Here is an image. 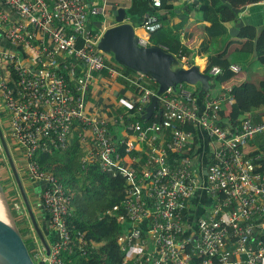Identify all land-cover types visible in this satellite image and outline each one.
<instances>
[{
	"label": "built area",
	"instance_id": "1",
	"mask_svg": "<svg viewBox=\"0 0 264 264\" xmlns=\"http://www.w3.org/2000/svg\"><path fill=\"white\" fill-rule=\"evenodd\" d=\"M1 2L16 17L0 11V30L9 45L0 49L6 137L20 151L27 180L42 186L40 208L49 221L48 234L44 223H36L41 240L29 214L16 204L34 264H67L63 257L72 253L66 221L73 195L34 161L40 153L67 150L72 136L86 147L81 170L98 166L101 173L126 183L124 199L112 209L123 228L117 244L126 261L264 264V151L257 145L264 146V120L254 123L248 117L222 126L219 114L233 103L230 89L220 86L219 94L208 93L200 102L193 87L179 84L158 96L153 121L128 122L132 108L144 114L156 94L140 76L125 77L136 93L135 101L122 102L126 113L106 118L87 114L92 75L105 71L109 77L120 76L97 48L107 30L109 0ZM161 3L151 0L154 9ZM94 17L103 20L96 30L89 27ZM161 27L157 15H146L142 34L135 32L138 45L148 47L149 36ZM231 71L238 74L241 68L233 65ZM219 74L214 67L207 75ZM117 126L128 134L119 142L110 133ZM184 126L198 131L196 145ZM199 136L205 144H199ZM196 198L192 224L189 206Z\"/></svg>",
	"mask_w": 264,
	"mask_h": 264
},
{
	"label": "trees",
	"instance_id": "2",
	"mask_svg": "<svg viewBox=\"0 0 264 264\" xmlns=\"http://www.w3.org/2000/svg\"><path fill=\"white\" fill-rule=\"evenodd\" d=\"M226 2L229 7L220 0H201L199 4L198 9L202 18L208 22L206 31L210 41L226 36L227 30L224 25L238 21V14L233 9L241 10L253 4L263 3L264 0H226ZM127 9L129 22L134 27H140L146 15L158 16L162 27L149 36L148 47H160L180 61L182 58L190 57L192 53L181 44L180 40L183 23L172 25L169 22V18L174 14L169 1L162 0L160 9H154L151 0H132ZM256 31L257 29L250 25L240 28L239 38L244 40V44L236 52L240 55H248L252 61L249 64H254L253 61H255L264 67V29L258 37L256 56L252 57ZM207 47L208 43L203 41L199 52H206ZM229 58L230 56H226L224 52L209 55L205 68L206 74L214 67L220 70V74L213 77L215 86L223 85L231 88L229 96L233 99V103L219 114V124L225 127L233 126L248 117L254 123H260L264 120V72L258 84L253 81H244L234 85L233 79L237 74L231 71L233 64ZM120 67L126 75L139 77L132 71ZM143 84L149 88L152 85L153 91H157V85L148 77H144ZM194 91L197 93L195 88ZM136 109L137 107H133L131 114L127 116L128 122H139L145 125L154 120L151 118L150 121H145L143 119L145 113L138 115L135 113ZM155 115H158L157 108ZM183 130L193 133L196 145L198 139L195 129L184 126ZM257 145L264 151L261 142ZM84 148L86 149L72 136V144L67 150L40 153L34 158L43 172L56 177L73 195L69 208L70 216L66 221L72 241V253L65 254L64 261L67 264H133L126 261L118 247L117 239L123 232V228L116 223L117 214L112 212L113 207L120 205L125 197L126 183L119 176L113 177L101 173L98 166H89L81 170L80 160L86 153ZM120 152L123 153L122 148ZM18 227L30 253L29 241L24 238L26 226L22 223Z\"/></svg>",
	"mask_w": 264,
	"mask_h": 264
},
{
	"label": "crops",
	"instance_id": "3",
	"mask_svg": "<svg viewBox=\"0 0 264 264\" xmlns=\"http://www.w3.org/2000/svg\"><path fill=\"white\" fill-rule=\"evenodd\" d=\"M165 1L170 2L174 12L173 16L169 18V22L172 25H177L180 22L183 23V27L181 28L182 33L180 35L181 44L192 53L189 58H184V60L181 61L179 60L180 64L183 67H188L189 65H196L200 69H205L208 62V56L215 55L221 52H224L226 56H230L229 60L233 65H237V66L241 65L238 64L236 61H244L245 63L252 62L248 55L244 56L236 52L239 49H241V47L244 44V40L239 38V34L237 37H231L229 34V30L232 29L234 25H236L239 21H242L244 23V26L250 25V26H254L256 29L259 26L264 25V23L262 22V17H263L262 8L264 7V3L253 4L241 9L238 15L237 22H230L224 25L227 30L226 36L210 41L208 39V34L206 31V29L208 28V24H207L208 22H206L202 18V14L198 9L201 0H165ZM129 5L130 3H128L127 0H109L108 7L106 9L107 21L105 23L106 26L105 29L111 28L116 25L113 13L118 9H125L128 18L127 7ZM0 11L7 12L8 14H10L11 18L13 19L16 18L14 17L11 11H9L7 8L4 7L1 0H0ZM125 23H130L129 19L128 20L126 19ZM102 24H103V20L100 17H94L91 18L89 22V27L91 29L96 30ZM203 41H206L208 43L207 50L206 52H199V47ZM4 48L8 49L9 45L5 41L2 35V31L0 30V49H4ZM105 60L108 61V64L111 67H113L115 70H117V72L120 73V76L109 77L105 71L94 73L92 75L88 92L85 97V112L87 114L93 116H99L102 118H106L109 115H115V114L118 115V114L126 113V108L123 107L122 102L131 103L132 101L136 100V93L134 87L130 85L129 82L125 79V77L130 78L134 75H130V74L126 75L123 69L120 67L121 65L119 66L117 63H113L114 60L112 56L106 54ZM254 67L256 69L254 70L256 76L251 81H253L255 84H258L262 80L261 75L264 72V67L261 66L260 68L256 65H254ZM241 71L239 73H241ZM237 75L235 76L233 81L237 78ZM221 87L231 89L230 87H226L223 85ZM215 88L218 90L217 93H213ZM150 89L153 90L152 85H150ZM219 92H220V87L218 89L214 85V89L211 92H209V94L216 96L217 94H219ZM0 110H1V101H0ZM1 115L2 114L0 112V127H1L0 132L3 135V132L6 129V127L4 124V118H1ZM110 133L113 138V141L115 142L122 141L128 136V134L125 132L122 126L110 127ZM6 134L7 131L5 130V138L4 135L3 138L5 142L8 143V138L6 137ZM199 142L200 145L205 144V141L200 136H199ZM10 146L13 150V146L11 144ZM3 150L4 148L0 139V154ZM13 155H11V161H14L13 166H15V170L18 175L17 176L18 180L16 178L15 173L13 171L12 172L10 171L11 170L10 167L8 168L5 167V169H3L2 173L5 175L4 177H2V180L3 182H5V184L2 183V187H4L3 189L6 192L5 194L6 201L9 206L12 205L16 209L18 191L15 189V187H13V181L14 184H17V186H18V181H20L23 190L25 192V195L28 197L27 209L30 219L31 220L33 219L35 224L37 223L39 224V226H41L43 223L45 224V222L47 221L46 218L48 217V215L44 213L40 208L39 200H40V193L42 186L40 184L31 183L27 180V178L25 177L26 167L23 163V160L20 158L19 153L16 154V152H14ZM15 161H18V163H15ZM7 199L9 200V202ZM196 203H199L198 198L193 200V204ZM50 235L46 237L48 242H52V240L54 239V237H51Z\"/></svg>",
	"mask_w": 264,
	"mask_h": 264
},
{
	"label": "water",
	"instance_id": "4",
	"mask_svg": "<svg viewBox=\"0 0 264 264\" xmlns=\"http://www.w3.org/2000/svg\"><path fill=\"white\" fill-rule=\"evenodd\" d=\"M226 6L229 4L226 0H220ZM239 15L241 10L233 9ZM264 23V7L262 8ZM116 25L108 28L103 33L100 41L97 44L98 50L112 56L115 63L132 71L136 75L148 77L157 85L156 94L151 98L150 104L145 108V115L143 119L149 121L157 108L158 96L165 93L169 88L174 89L179 84H185L194 87L197 90V97L200 102L203 101L205 95L214 89L213 78L205 73V69H200L196 65H189L183 67L179 60L170 53L163 51L160 47H141L138 45V38L136 36L134 27L130 23H125L127 13L125 9H118L113 13ZM244 26L242 21H239L232 29L229 30L231 37H237L240 28ZM264 29V25L259 26L256 31V39L253 42V56L257 53V41ZM1 131V130H0ZM0 139L7 155L8 160L11 161L8 147L0 132ZM12 171L17 178V172L14 166H11ZM206 175V172H203ZM18 180V178H17ZM18 186L21 191L23 187L18 181ZM0 193L3 210L0 213V237L6 244L13 248L18 256L21 264H34L31 260L29 250L21 236L15 219L8 208V203L3 193L0 184ZM29 214V213H28ZM47 221L43 224V232L48 234ZM35 230L38 236L41 233L32 219ZM54 237V233L50 235ZM42 240V237H40ZM0 264H17V261L4 249L0 243Z\"/></svg>",
	"mask_w": 264,
	"mask_h": 264
},
{
	"label": "rangeland",
	"instance_id": "5",
	"mask_svg": "<svg viewBox=\"0 0 264 264\" xmlns=\"http://www.w3.org/2000/svg\"><path fill=\"white\" fill-rule=\"evenodd\" d=\"M133 27H134V25H133ZM139 29H140V27H134L135 32L140 31ZM236 62L238 64H241L240 66L242 68V71H241V73H239L237 75V78L233 81V84L234 85L239 84L242 81L244 82V81H251V80H253V78L256 76L255 75L256 73L254 71L256 69H255L254 65H256V66H258V67L261 68V65L259 63L257 64L255 61H253L254 64H249V62L248 63H245L244 61H236ZM213 81H214V85H216L215 80H213ZM216 87L219 89L220 86H216ZM217 92H218V90L215 88V90H214L213 93H217ZM0 112L2 114L1 115V118H3L2 117L3 114H4L3 113V110L1 109ZM195 131H196V134H198V131L196 129H195ZM3 135H4V138H5V130L3 132ZM7 145H8V150H9L10 157H11V155L14 154V152H16V154L19 153V156H20V151H19V149L17 147H13V150H12V148L9 146L8 143H7ZM17 150H18V152H17ZM20 158L22 159L21 156H20ZM13 162L14 161H10L9 160V163L11 164V166H13ZM9 163H8L7 155H6L5 151L3 150L1 152V154H0V184H1V186H2V183L5 184V182H3V180H2V177H4V175H5V174L2 173L3 172V169H5V167H7V168L10 167ZM15 163H18V161H15ZM10 171L12 172V169ZM25 185H26V183H25ZM13 187H15V189L18 191V194H17V205H18V208L23 207L26 210V213L28 214V209H27L28 197L25 195L24 190L21 191L20 188L18 189L19 186H17V184H14V181H13ZM3 188L4 187H2V189ZM3 193H4V196H5L6 192L4 191V189H3ZM5 198H6V196H5ZM8 202H9V200H8ZM8 208H9L10 212L12 213V215L14 214V216H15L14 219H15V222H16L17 227H18L19 224H21V219H22L21 216L18 214V212L16 211L15 207H13L12 205H10V206L8 205ZM189 210H190V212H189L190 221L192 222V224H194L195 223V220H196V214H195L196 206L194 204H190ZM18 229H19V227H18ZM187 231H189V228L188 227H187Z\"/></svg>",
	"mask_w": 264,
	"mask_h": 264
},
{
	"label": "bare ground",
	"instance_id": "6",
	"mask_svg": "<svg viewBox=\"0 0 264 264\" xmlns=\"http://www.w3.org/2000/svg\"><path fill=\"white\" fill-rule=\"evenodd\" d=\"M137 34L138 35H141L142 32L141 31H138ZM1 197L2 196H1V193H0V213L3 210ZM0 243L4 247V249L17 261V264H21V263H19V260H18V256H17L16 251L13 248H11L8 244H6V242L3 239H1V237H0Z\"/></svg>",
	"mask_w": 264,
	"mask_h": 264
}]
</instances>
